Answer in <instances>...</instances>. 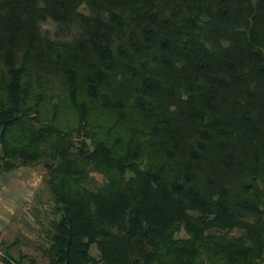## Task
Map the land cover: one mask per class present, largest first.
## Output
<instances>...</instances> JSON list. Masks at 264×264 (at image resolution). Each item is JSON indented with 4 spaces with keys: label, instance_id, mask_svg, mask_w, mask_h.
Returning <instances> with one entry per match:
<instances>
[{
    "label": "trees",
    "instance_id": "trees-1",
    "mask_svg": "<svg viewBox=\"0 0 264 264\" xmlns=\"http://www.w3.org/2000/svg\"><path fill=\"white\" fill-rule=\"evenodd\" d=\"M21 167L49 223L4 264H264V0H0Z\"/></svg>",
    "mask_w": 264,
    "mask_h": 264
},
{
    "label": "rangeland",
    "instance_id": "rangeland-1",
    "mask_svg": "<svg viewBox=\"0 0 264 264\" xmlns=\"http://www.w3.org/2000/svg\"><path fill=\"white\" fill-rule=\"evenodd\" d=\"M44 27L55 29L53 23H45ZM45 187L40 168L21 167L0 179V256L5 254L6 244L17 237L22 238L23 248L32 252L41 242L38 231L40 224L32 210L37 206L40 219L48 225L46 209L49 208L50 194ZM38 197L43 198L46 206L38 202ZM96 251L93 246V252ZM0 264L4 263L0 260Z\"/></svg>",
    "mask_w": 264,
    "mask_h": 264
}]
</instances>
